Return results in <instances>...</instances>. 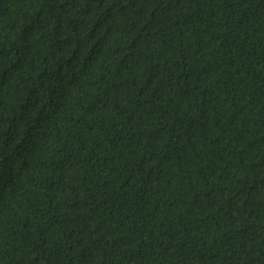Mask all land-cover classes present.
Returning a JSON list of instances; mask_svg holds the SVG:
<instances>
[{
    "label": "trees",
    "instance_id": "trees-1",
    "mask_svg": "<svg viewBox=\"0 0 264 264\" xmlns=\"http://www.w3.org/2000/svg\"><path fill=\"white\" fill-rule=\"evenodd\" d=\"M0 264H264V0H0Z\"/></svg>",
    "mask_w": 264,
    "mask_h": 264
}]
</instances>
